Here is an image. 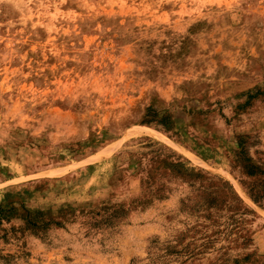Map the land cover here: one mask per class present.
<instances>
[{"label": "rangeland", "instance_id": "374dc122", "mask_svg": "<svg viewBox=\"0 0 264 264\" xmlns=\"http://www.w3.org/2000/svg\"><path fill=\"white\" fill-rule=\"evenodd\" d=\"M264 0H0V264H264Z\"/></svg>", "mask_w": 264, "mask_h": 264}, {"label": "trees", "instance_id": "16d2710c", "mask_svg": "<svg viewBox=\"0 0 264 264\" xmlns=\"http://www.w3.org/2000/svg\"><path fill=\"white\" fill-rule=\"evenodd\" d=\"M244 140H245L244 138L241 139V142L238 144V147L241 150L240 153H238L239 162L244 170V173L249 177L258 178L264 176L263 169L257 164L255 160H253L251 157L248 156L246 151L247 148ZM250 190H251V197L256 202L264 200V179H261L259 183L254 182Z\"/></svg>", "mask_w": 264, "mask_h": 264}]
</instances>
